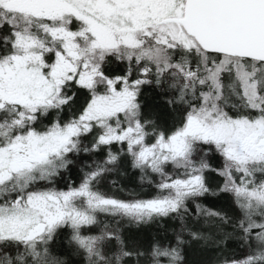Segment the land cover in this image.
I'll use <instances>...</instances> for the list:
<instances>
[{
  "label": "snow or ice",
  "instance_id": "1",
  "mask_svg": "<svg viewBox=\"0 0 264 264\" xmlns=\"http://www.w3.org/2000/svg\"><path fill=\"white\" fill-rule=\"evenodd\" d=\"M0 264H264V0H0Z\"/></svg>",
  "mask_w": 264,
  "mask_h": 264
},
{
  "label": "trees",
  "instance_id": "2",
  "mask_svg": "<svg viewBox=\"0 0 264 264\" xmlns=\"http://www.w3.org/2000/svg\"><path fill=\"white\" fill-rule=\"evenodd\" d=\"M111 180H115L119 185H121L125 188H128V189L137 188V190H138L137 176H136V174H134L130 171L126 174H123V175H113L112 177H110L109 180L105 182V190L106 191L110 190V181ZM129 235L132 237H135V238H139L142 241L146 242L148 237H149V232L147 229H144L140 232H137L135 229H132L129 232ZM213 255H214V253L209 250L201 258L207 261V260H210Z\"/></svg>",
  "mask_w": 264,
  "mask_h": 264
}]
</instances>
